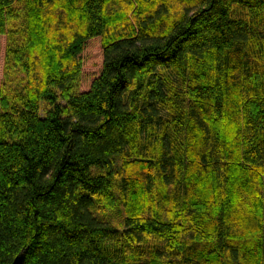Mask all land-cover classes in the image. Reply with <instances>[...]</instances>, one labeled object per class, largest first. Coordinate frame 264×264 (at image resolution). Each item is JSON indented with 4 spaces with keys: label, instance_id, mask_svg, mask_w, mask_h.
I'll use <instances>...</instances> for the list:
<instances>
[{
    "label": "trees",
    "instance_id": "16d2710c",
    "mask_svg": "<svg viewBox=\"0 0 264 264\" xmlns=\"http://www.w3.org/2000/svg\"><path fill=\"white\" fill-rule=\"evenodd\" d=\"M264 264V0H0V264Z\"/></svg>",
    "mask_w": 264,
    "mask_h": 264
},
{
    "label": "water",
    "instance_id": "95a60500",
    "mask_svg": "<svg viewBox=\"0 0 264 264\" xmlns=\"http://www.w3.org/2000/svg\"><path fill=\"white\" fill-rule=\"evenodd\" d=\"M27 251H28L27 249L21 251V253L16 257L14 262L11 264H25Z\"/></svg>",
    "mask_w": 264,
    "mask_h": 264
}]
</instances>
